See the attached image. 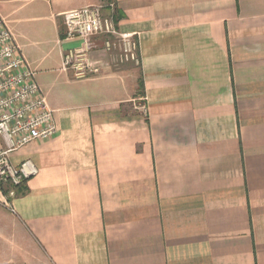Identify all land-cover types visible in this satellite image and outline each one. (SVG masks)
<instances>
[{"label": "crops", "instance_id": "0c3cea01", "mask_svg": "<svg viewBox=\"0 0 264 264\" xmlns=\"http://www.w3.org/2000/svg\"><path fill=\"white\" fill-rule=\"evenodd\" d=\"M103 1L141 62L93 51L101 74L76 79L63 14ZM0 14L59 128L11 154L38 171L24 195L0 188V263L264 264V0H0Z\"/></svg>", "mask_w": 264, "mask_h": 264}, {"label": "built area", "instance_id": "2783aa9c", "mask_svg": "<svg viewBox=\"0 0 264 264\" xmlns=\"http://www.w3.org/2000/svg\"><path fill=\"white\" fill-rule=\"evenodd\" d=\"M107 7L110 14L104 13ZM115 8L114 1H103L63 14L64 39L81 41L63 54L64 71H73L76 79L100 75L105 64L91 57L98 50L112 54L121 63L141 62L138 35L120 31ZM140 108L146 113L145 103ZM58 132L55 110L38 83L37 70L21 51L8 20L0 14V188L9 187L8 198L16 196L17 187L38 171L31 160L14 165L11 154L27 144L50 140Z\"/></svg>", "mask_w": 264, "mask_h": 264}, {"label": "trees", "instance_id": "16d2710c", "mask_svg": "<svg viewBox=\"0 0 264 264\" xmlns=\"http://www.w3.org/2000/svg\"><path fill=\"white\" fill-rule=\"evenodd\" d=\"M28 187L26 184L17 187V195H24L28 192Z\"/></svg>", "mask_w": 264, "mask_h": 264}, {"label": "rangeland", "instance_id": "374dc122", "mask_svg": "<svg viewBox=\"0 0 264 264\" xmlns=\"http://www.w3.org/2000/svg\"><path fill=\"white\" fill-rule=\"evenodd\" d=\"M138 102H144V100L143 99H140Z\"/></svg>", "mask_w": 264, "mask_h": 264}]
</instances>
